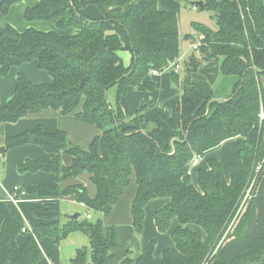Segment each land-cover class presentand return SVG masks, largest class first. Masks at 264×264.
I'll use <instances>...</instances> for the list:
<instances>
[{
  "label": "trees",
  "instance_id": "trees-1",
  "mask_svg": "<svg viewBox=\"0 0 264 264\" xmlns=\"http://www.w3.org/2000/svg\"><path fill=\"white\" fill-rule=\"evenodd\" d=\"M20 1L0 0V16L8 15ZM202 3L201 10L215 12L216 29L196 26L195 32L203 36L199 51L204 55L200 62L193 60V68L183 77L178 122L163 117L177 132L174 143L166 145L158 139L160 124L151 125L145 118V107L126 116L119 102L130 90L152 92L155 83L145 84V79L180 58L178 13L161 11L157 0H41L23 10L25 20H57L59 30L75 28L78 35L35 29L20 33L6 25L0 34L3 76L37 61L52 83L34 85L19 75L13 97L5 105L0 100V125L53 110L64 117L73 115L101 134L88 148L71 143L66 132L47 134L41 127L6 138V151L37 145L53 154L49 163L26 160L18 172L53 173L57 182L24 188L27 194L44 199V206L32 211L43 222L33 230L35 239L24 245L18 244V238L26 234L22 233L25 220L16 204L8 202V218L0 213V264H39L45 257L40 240L54 238L59 245L76 232L88 236L90 247L78 250L71 264H211L217 259L220 264H264V119L260 118L264 114V0ZM116 8L125 10L116 12ZM191 39L196 43L195 37ZM123 50L132 53L129 66L120 55ZM216 58L221 60L223 80L232 82L225 98L220 93L207 95L191 77L201 62ZM171 77L179 83L176 73L171 72ZM112 88H116L115 107L107 97ZM232 139H240L242 166L230 164L227 180L221 163L209 160L208 167L197 173L198 186L193 184L188 172L194 157L205 158ZM60 154L71 158V165H63ZM85 173L97 188L94 199L83 185L59 187ZM256 174L261 182L257 199L245 215H239L236 238L220 243ZM133 175L139 188L131 215L138 236L143 232L145 206L160 198L171 200L154 217L162 233L170 232L173 220L178 221L172 232L174 246L161 259L155 258L157 244L152 241L138 258L128 251L117 261L118 231L105 230L101 218L69 216L62 222L60 198L75 195L88 211L108 216ZM49 261L60 264L59 253L50 254Z\"/></svg>",
  "mask_w": 264,
  "mask_h": 264
},
{
  "label": "crops",
  "instance_id": "crops-1",
  "mask_svg": "<svg viewBox=\"0 0 264 264\" xmlns=\"http://www.w3.org/2000/svg\"><path fill=\"white\" fill-rule=\"evenodd\" d=\"M41 0H21L10 8L8 15L0 16V34L3 32L6 25L12 26L17 32L23 33L28 30H37L48 33L55 31L60 35L75 36L78 35L79 30L75 28H68L59 30L57 28V20L52 21H33L25 20L23 15L24 9H32L37 6ZM157 7L161 11L179 12L180 7L174 0H157ZM97 15V14H96ZM180 30V29H179ZM196 34V33H195ZM191 48V47H190ZM192 49V48H191ZM197 52V51H195ZM183 54V53H181ZM128 61L124 64L129 66ZM201 57H194V55H180V65L182 69L178 75L179 83L174 81L171 77V72L163 73L158 76H149L145 79V84L155 83V88L152 92L130 90L119 102L122 112L126 116L136 114L139 109L145 107L144 114L147 121L151 124H160L161 131L158 139L164 145L170 144L176 138V130L168 126L163 117L171 118L176 123L178 121V105L181 101V88L183 77L189 68H193V60L198 59L200 62ZM132 60V59H131ZM221 61L219 59H212V61L201 62L200 67L195 73L192 74V80L195 84L199 85L202 90L207 94L220 93L222 98H225L231 91L232 82L230 80H223L220 73ZM19 75L27 77L34 85L35 84H49L52 79L47 72L40 70L38 62L23 64L18 68H12L7 76H3L0 71V100L2 105H5L11 99L17 89V78ZM261 84L264 88V77L261 78ZM110 101V99H109ZM111 103V101H110ZM113 107L116 106V97ZM41 127L45 133L51 134L57 131L66 132L68 139L71 143L90 147L95 137L101 134V131L94 126H90L82 121H78L73 115L62 116L57 112L42 111L35 115L28 116L21 119L16 124L6 123L0 125V149L5 147L4 143L6 138H13L20 136L25 132L36 131V128ZM240 139H232L224 143L221 147L208 152L205 158L200 162L199 167L196 168L195 174L197 175L200 168L206 169L209 160H218L223 169L226 178H229L230 168L229 165L234 163L238 167L242 166L239 159L238 143ZM53 154L46 153L40 146L25 145L20 148L7 150L5 156L0 153V213L6 218L10 216L8 202L11 201V194L15 188L24 189L26 187L52 186L57 182L56 175L38 171L37 173H22L18 172V168L26 161H41L45 163L51 162ZM61 162L63 165H71L72 160L67 155L60 154ZM84 186L87 189L89 198L94 199L97 195V188L93 185L89 174H82L78 178H69L60 183L59 187L66 190L70 186ZM135 175L131 177L130 184L124 191L123 195L119 198L118 203L114 207L112 213L108 216L96 214L98 218L103 220L104 229L108 230L112 227L118 231L119 249L115 253L117 261H121L128 251H131L134 258H138L143 251L149 246L152 241L157 244L154 256L156 259H161L165 250L171 249L174 246L172 239V232L178 226V221L175 219L172 222L171 230L168 233L160 232L155 225V214L162 210L164 207L171 203L167 198L156 199L148 203L144 208L145 220L143 224L142 235L138 236L133 227V218L131 215V205L133 199L138 192ZM44 199L39 196L27 194L23 196L15 204L20 211L22 218L25 220V227L28 232L18 238V244L24 245L29 239H35L33 230L43 221L34 218L33 209L43 207ZM61 204L63 202H71L74 206L73 211L79 212L78 214L86 216L89 214L87 208L80 202H77L75 195H68L59 199ZM73 213L65 215L67 219L73 216ZM91 214V213H90ZM92 215H94L92 213ZM63 223L65 221L62 220ZM191 229L200 230L194 225L189 226ZM39 245L44 253V259L39 264H52L49 261L50 254L54 252L59 253L60 264H71V260L76 256L78 250L90 247V241L84 233H72L68 238L62 241L59 245L53 238H44L39 241ZM218 264H220L218 262Z\"/></svg>",
  "mask_w": 264,
  "mask_h": 264
},
{
  "label": "rangeland",
  "instance_id": "rangeland-1",
  "mask_svg": "<svg viewBox=\"0 0 264 264\" xmlns=\"http://www.w3.org/2000/svg\"><path fill=\"white\" fill-rule=\"evenodd\" d=\"M174 1L177 4H179V7H180V11L177 13L179 16V21H180V36H181V49H180V51H181V53H183V54H181V56L189 54L191 56L194 55V57H202L204 55L202 51L197 50V52H195L190 48L193 45V41L191 38L195 37L196 26H198V25H202V26H204L210 30L216 29L215 12H213V11L209 12L207 10H201L202 7H200L199 5L196 4L197 2H204L205 0H174ZM195 7H197V8H195ZM187 37H189V39H186ZM120 55H121V57L125 63H126V61H128L126 58L127 56H128L129 62L132 59V53L129 51L123 50V52H120ZM115 94H116V88L110 89L108 94H107L108 99H110V101L113 105L115 104L114 103ZM199 165H200V163L197 165V167H199ZM197 167H195V168L191 167L192 175H190L192 178V183L195 184L196 186H198L197 175L195 174ZM258 172H259V169H258ZM257 176L258 175L256 174V176L250 182L249 186L246 188L244 196H243L244 199L242 200V202L240 203L238 208L235 210L236 215L231 220L230 224L228 225V227L225 231V234H224L220 243H223L224 241H227L228 239L232 240V239H234V237L236 238L235 233H236V229H237L236 227L239 224V223H237L238 220L240 219L241 216L245 215L244 214L245 210H248V208L250 207V204L254 200L257 199V196L259 194L261 182L258 181ZM227 180H229V178ZM73 208H74V206L71 202L70 203L69 202H67V203L63 202L61 204V211H62V217H63L62 220L63 221L66 222L68 220L67 217H65V215L68 216L69 213H73L72 215L79 213V212H74ZM87 212L91 213V215H92V212H90L88 210H87ZM239 215H240V217H239ZM92 216H93V218L91 220L97 221L98 217L96 216V214H94ZM82 217H86V215L82 214ZM27 232H28V229H27ZM218 262L220 263V261L217 259V260L213 261L211 264H218Z\"/></svg>",
  "mask_w": 264,
  "mask_h": 264
},
{
  "label": "built area",
  "instance_id": "built-area-1",
  "mask_svg": "<svg viewBox=\"0 0 264 264\" xmlns=\"http://www.w3.org/2000/svg\"><path fill=\"white\" fill-rule=\"evenodd\" d=\"M217 1H219V0H217ZM195 8H197V7H195ZM202 39H203V36H201L199 33L195 34L196 43H194L192 45V47H191L193 51L199 50V48L201 46V40ZM181 69H182V66L180 65V58H179L178 60H176L172 64L168 65L167 68H165L162 71L153 70L151 72L150 76H153V75L158 76L160 74L168 73V72H174L176 74H179ZM260 118L264 119V114L263 113L260 114ZM201 160H202V156L201 155L195 156L194 159L190 163V168L189 169H191V167H193V168L197 167V165L200 163ZM188 174L192 175V169L189 170ZM26 193L27 192L24 189L22 190V189L15 188L14 192L11 194V201L15 204L17 201H19L21 198H23V196H25ZM82 205L87 208V206L84 203H82ZM86 218L91 220L93 218V216L89 213L86 216ZM26 232H27V228H24L22 230V233L24 234Z\"/></svg>",
  "mask_w": 264,
  "mask_h": 264
},
{
  "label": "water",
  "instance_id": "water-1",
  "mask_svg": "<svg viewBox=\"0 0 264 264\" xmlns=\"http://www.w3.org/2000/svg\"><path fill=\"white\" fill-rule=\"evenodd\" d=\"M196 4L203 8V6H202L203 3H202V2H197ZM124 10H125L124 8H116V9H114V11H116V12H121V11H124ZM224 102H226V101H224ZM175 139H176V138H175ZM175 139H174V141H175ZM174 141L172 142V144L174 143ZM185 141H186V140H185ZM0 153H1L3 156H5L6 148H5V147H2V148L0 149ZM79 216H80L79 214H74L72 217H74L75 219H79V218H80Z\"/></svg>",
  "mask_w": 264,
  "mask_h": 264
}]
</instances>
